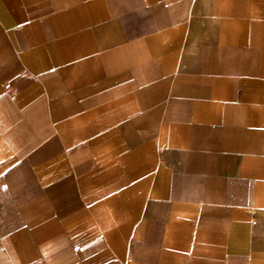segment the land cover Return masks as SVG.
Instances as JSON below:
<instances>
[{"label": "crops", "instance_id": "0c3cea01", "mask_svg": "<svg viewBox=\"0 0 264 264\" xmlns=\"http://www.w3.org/2000/svg\"><path fill=\"white\" fill-rule=\"evenodd\" d=\"M0 264H264V0H0Z\"/></svg>", "mask_w": 264, "mask_h": 264}]
</instances>
